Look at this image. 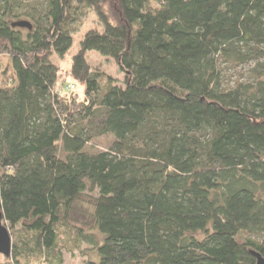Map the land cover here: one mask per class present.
I'll list each match as a JSON object with an SVG mask.
<instances>
[{
    "label": "trees",
    "instance_id": "trees-1",
    "mask_svg": "<svg viewBox=\"0 0 264 264\" xmlns=\"http://www.w3.org/2000/svg\"><path fill=\"white\" fill-rule=\"evenodd\" d=\"M156 2L0 0V54L13 71L0 87V214L11 231L0 264H64L73 233L93 247L85 264L264 258V0ZM90 11L102 27L79 40L63 91L53 55ZM90 50L123 82L91 70ZM254 60L248 81L224 84L221 63ZM103 136L112 141L96 150ZM84 196L98 237L69 225Z\"/></svg>",
    "mask_w": 264,
    "mask_h": 264
},
{
    "label": "rangeland",
    "instance_id": "rangeland-1",
    "mask_svg": "<svg viewBox=\"0 0 264 264\" xmlns=\"http://www.w3.org/2000/svg\"><path fill=\"white\" fill-rule=\"evenodd\" d=\"M149 4L154 8L158 6L156 0H149ZM101 27V23L96 14L93 11H90L84 17L79 29L73 34L71 46L66 54L63 57L53 55V60L59 68L57 88L62 86L61 89L64 91L65 84L69 81H74V78L70 73L71 57L78 50L79 40L85 31L90 28L101 29ZM85 57L91 70H96L104 74L111 75L119 83L123 82L124 73L119 70L113 59L105 57L95 50L88 51ZM254 63L255 60L237 64L232 63L231 61L221 63V74L224 84L232 86L237 82L245 83L248 81L251 72L250 70ZM12 78L13 71L11 68L10 58L6 54H0V87L9 85L10 81H12ZM83 92L84 86L76 81L74 93L75 96L77 95V97L81 99L83 97ZM111 141V136H103L94 139L91 144L94 145L96 150H103L110 145ZM89 199L90 198L88 196H84L74 205V209L70 213L69 225L73 227L74 230L80 229L85 234L92 233L98 237L99 235L93 231L91 226V219L89 217L91 207ZM10 232L11 231L9 229V233ZM19 233V226H15L13 228V235L18 236ZM73 238L74 233L73 237L64 243L66 247L62 249L64 264H85L89 258L94 259L95 255L93 252V247L84 241L80 242L79 247H77L74 245V242H72ZM20 261L22 262L23 260L20 259ZM1 264H6V260L3 259V257L1 259ZM30 264L44 263H42L41 258L32 257L30 258Z\"/></svg>",
    "mask_w": 264,
    "mask_h": 264
},
{
    "label": "water",
    "instance_id": "water-1",
    "mask_svg": "<svg viewBox=\"0 0 264 264\" xmlns=\"http://www.w3.org/2000/svg\"><path fill=\"white\" fill-rule=\"evenodd\" d=\"M15 26L31 28V24L28 21H18L13 23ZM11 250V236L7 227L1 223V214H0V254L7 257L10 254ZM251 254L254 256L256 262L255 264H264V258L256 251H251Z\"/></svg>",
    "mask_w": 264,
    "mask_h": 264
},
{
    "label": "built area",
    "instance_id": "built-area-1",
    "mask_svg": "<svg viewBox=\"0 0 264 264\" xmlns=\"http://www.w3.org/2000/svg\"><path fill=\"white\" fill-rule=\"evenodd\" d=\"M74 87V85L72 83H69L67 86H66V89L70 90Z\"/></svg>",
    "mask_w": 264,
    "mask_h": 264
}]
</instances>
